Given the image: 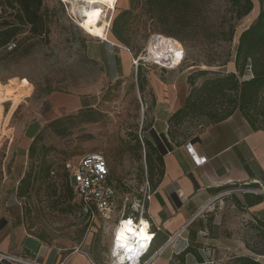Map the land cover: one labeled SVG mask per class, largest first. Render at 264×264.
Returning a JSON list of instances; mask_svg holds the SVG:
<instances>
[{
  "label": "rangeland",
  "instance_id": "1",
  "mask_svg": "<svg viewBox=\"0 0 264 264\" xmlns=\"http://www.w3.org/2000/svg\"><path fill=\"white\" fill-rule=\"evenodd\" d=\"M43 2L50 31L34 35L25 29L15 37L14 50L0 49V104L4 106L0 118V199L6 203L14 196L20 202L27 230L46 246L64 254L82 246L98 264H111L115 221L91 218L73 188L62 186L66 175L70 182L67 164L93 152L105 155L121 207L130 210L147 182L154 184L161 174L159 158L139 139L146 140L152 107L147 74L156 72L166 78L170 71L191 72L190 92L192 79L200 85L212 72L233 71L240 34L256 21L261 3L253 0L252 12L237 20L227 0H210L200 9H188L192 23L186 27L177 20L179 9L158 11L149 0H119L109 16L108 40L103 34H92V26L82 21L66 0ZM1 16H9V12L0 6V23ZM113 29L122 33L125 43L115 38ZM154 35L182 44L184 58L178 67L161 68L151 61L140 70L136 68L133 59L150 47ZM125 58L130 60L128 65ZM203 70L211 73L202 75ZM55 91L98 92L101 101L95 107L56 118L48 105V96ZM257 107V124L264 128V89ZM39 119L43 127L32 141L24 143L25 135L37 130ZM203 128L186 121L178 130V135L182 133L179 142L190 140ZM38 135L32 155L30 147ZM42 167L52 170L48 183L38 181L35 188H18L30 169L38 172ZM251 186L262 190L260 185ZM252 196L261 201L257 208L249 207ZM263 224L264 193L224 192L199 212L182 236H187L188 247L210 264H236L239 256H252L264 263V254L257 253H264Z\"/></svg>",
  "mask_w": 264,
  "mask_h": 264
},
{
  "label": "crops",
  "instance_id": "2",
  "mask_svg": "<svg viewBox=\"0 0 264 264\" xmlns=\"http://www.w3.org/2000/svg\"><path fill=\"white\" fill-rule=\"evenodd\" d=\"M129 61L125 58L124 64L128 65ZM170 73L171 76L166 78L156 72L147 74L152 107L145 133L151 144L159 149L155 156L162 155L161 175L151 185L153 196L146 215L156 232L153 253L162 248L170 236L180 230L185 232L214 198L241 185L264 186V130L254 128L239 110L225 120L204 127L190 140L172 141L169 120L187 100L191 72ZM100 101L98 92L65 94L55 91L48 96L50 113L56 118L95 107ZM43 125L42 121L38 122L37 130L26 134L24 143L32 141ZM163 134L171 143V149L165 153ZM189 143L198 157L207 158L205 163L196 162L187 147ZM252 199L249 207L257 208L261 201L253 196ZM188 245L187 236L176 239L154 264H210L203 256L204 262H200L193 253H185ZM0 250L36 257L42 264H98L82 246L64 254L29 233L23 208L14 196L6 203L0 199Z\"/></svg>",
  "mask_w": 264,
  "mask_h": 264
},
{
  "label": "trees",
  "instance_id": "3",
  "mask_svg": "<svg viewBox=\"0 0 264 264\" xmlns=\"http://www.w3.org/2000/svg\"><path fill=\"white\" fill-rule=\"evenodd\" d=\"M207 1L210 0H149L150 5L156 6L158 11L179 9L177 20L182 26L186 27L192 23V18L186 13L188 9H200L202 4ZM227 1L233 8L237 20L248 16L254 8L253 0ZM43 3V0H0L3 11L5 13L9 12V16H1L3 20L0 23V49H5L25 29H29L34 35H45L50 31L49 15L44 10ZM260 3L261 9L256 21L240 34L234 70L220 73L212 72V76L207 77L200 85H196L194 79H192V89L185 104L169 120V136L173 142L179 143V137L182 133L178 135V130L186 121L197 122V124L206 127L225 120L237 110L247 118L254 128L264 130L257 124L260 114L257 106L261 92L264 89V0H260ZM234 33L233 27L230 40L233 39ZM113 34L117 40L125 43L120 31L113 29ZM141 67L142 65H139L138 70ZM248 72L251 74L250 77H247ZM210 73L207 70L200 72L202 75ZM138 77L141 81V72H138ZM39 135L30 147L32 155L35 153L36 142L40 138ZM162 137L164 141L162 145L163 153H165L171 149V143L166 135L163 134ZM145 139H143L144 146L147 145L154 153L159 150L147 138ZM146 157L147 160L150 159L148 154ZM157 157L161 162L162 155L158 153ZM51 173L52 170L47 167H42L38 172L30 169L20 180L18 188H35L38 181L41 184L48 183L51 179ZM62 186L72 188L68 175H66L65 183ZM19 195L25 196L22 193ZM184 252H191L200 262H204L197 251L187 247ZM257 253L264 254L263 252ZM235 262L236 264H264L252 256H239Z\"/></svg>",
  "mask_w": 264,
  "mask_h": 264
},
{
  "label": "built area",
  "instance_id": "4",
  "mask_svg": "<svg viewBox=\"0 0 264 264\" xmlns=\"http://www.w3.org/2000/svg\"><path fill=\"white\" fill-rule=\"evenodd\" d=\"M158 43L159 35L152 36L150 47L133 60L137 69L139 65L145 66L147 62L151 61L154 65L156 64L159 67L166 69L178 67L182 63L184 55H182L176 63H172V60H168L169 64H165L163 62L165 58L163 59V57H161L162 55L160 56L158 54L157 58L151 56V50L153 53L154 51L160 50ZM16 46V42L12 41L6 46L5 49L7 52H10L14 50ZM140 139L144 145L142 136H140ZM187 147L192 152L193 157L198 164H203L206 162L207 158H200L197 154H195L191 143H189ZM67 166L70 171V184L75 194L80 199L85 212L91 216V218L102 219L104 223H109L110 220L114 219V241L120 239L116 232L118 227L129 223L130 225L137 228L142 225L143 219L147 220L148 222V232L150 235L148 238L142 240L145 241L146 246H144V244H141V246L136 243L131 248V250L128 251H124L123 248H120L118 251H116L117 249L115 248L113 250L115 251V255H113V251L111 254V264H114L115 261L120 259V254L124 259V264H154L157 257L162 254L164 250H166L176 239L182 238L184 230H180L173 236H170L162 248H160L157 252H152L153 243L156 238V232L153 231L152 225L146 217L148 203L153 196V189L149 181L142 189L141 193L135 198L130 210H128L126 206L121 207V197L117 188V184L113 178L110 164L105 155L99 152L89 153L84 155L78 162L68 163ZM258 188H262V190H256L250 184H247L232 188L228 192L247 194L259 191L264 193L263 185H260ZM0 264L42 263L36 257L17 255L0 250Z\"/></svg>",
  "mask_w": 264,
  "mask_h": 264
},
{
  "label": "bare ground",
  "instance_id": "5",
  "mask_svg": "<svg viewBox=\"0 0 264 264\" xmlns=\"http://www.w3.org/2000/svg\"><path fill=\"white\" fill-rule=\"evenodd\" d=\"M69 4L72 5V10L74 13L79 12L82 16V21L92 26V34L100 35L103 34L108 40L109 27L111 26V17L116 11L117 4L119 0H66ZM80 16V15H79ZM159 47L158 51H150L151 56L157 58L159 54L163 57V62L169 64L168 60H172V63H176L182 55H184V49L182 44L172 38L159 35ZM167 60V61H166ZM173 65V64H172ZM3 104H0V118L3 111ZM147 225V227H145ZM117 235L120 238V235L123 234V239L112 240L111 250L115 248L118 251L120 248H123L124 251L130 250L134 244L138 243L139 245L144 244L149 237L150 233L148 232V222L147 220H142V225L139 227H134L129 223H126L124 226L117 228ZM142 246V245H141ZM122 255L120 254L119 257Z\"/></svg>",
  "mask_w": 264,
  "mask_h": 264
},
{
  "label": "clouds",
  "instance_id": "6",
  "mask_svg": "<svg viewBox=\"0 0 264 264\" xmlns=\"http://www.w3.org/2000/svg\"><path fill=\"white\" fill-rule=\"evenodd\" d=\"M145 227H147V225H145ZM120 239H123V234L120 235ZM131 250V249H130ZM113 255H115V251H113ZM114 264H124V259L123 257H120L119 260L115 261Z\"/></svg>",
  "mask_w": 264,
  "mask_h": 264
}]
</instances>
